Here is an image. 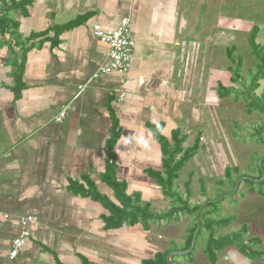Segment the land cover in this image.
<instances>
[{
	"label": "crops",
	"instance_id": "obj_1",
	"mask_svg": "<svg viewBox=\"0 0 264 264\" xmlns=\"http://www.w3.org/2000/svg\"><path fill=\"white\" fill-rule=\"evenodd\" d=\"M225 1L17 0L0 10V264H143L174 248L172 263L195 264L194 239L193 251H183L193 224L165 248L162 229L175 221L108 230L107 210L90 195L115 202L104 177L116 120L117 181L151 212L162 201L151 178L162 170L152 128L163 124L168 138L183 122L199 124L182 78L184 57L221 33ZM124 19L135 40L131 67L94 80L109 64V48L93 26L114 29ZM180 130L188 139V128ZM22 218H31L30 236L10 260ZM257 222L264 227V212ZM260 236L250 237L252 247L264 248ZM241 257L250 261L234 259Z\"/></svg>",
	"mask_w": 264,
	"mask_h": 264
},
{
	"label": "rangeland",
	"instance_id": "obj_2",
	"mask_svg": "<svg viewBox=\"0 0 264 264\" xmlns=\"http://www.w3.org/2000/svg\"><path fill=\"white\" fill-rule=\"evenodd\" d=\"M222 11L221 33L211 36V40L197 51L187 50L184 57L183 68H189L182 75L186 80L187 98L193 110L199 111L200 120L194 127L183 122L181 128L186 127L190 131L185 147L191 146L198 135L200 147L195 157L179 172L173 189L191 208L217 203V215H212L213 219L232 218L229 227L215 231L217 237L242 233L244 241L250 244V237L261 233L259 240L264 245V227L257 222L264 212V184L252 186L241 183L246 178L256 182L260 174L262 178L259 181L264 180V164L261 166L264 158V131H261L264 130V114L258 111L248 113L244 100L236 98L237 93L249 88L257 71L258 64L252 56L248 39L256 27L255 42L264 46V0H226ZM229 51L234 62L228 58ZM236 70L238 79L234 74ZM217 84L232 89L233 94L217 99ZM253 94L264 106V80L258 82ZM185 116H188V109L183 111ZM235 180L237 189L233 188ZM171 207V201L163 198L154 205L153 213L161 215ZM172 221L179 222L162 229V246L165 248L169 241L179 243L178 239L186 236V230L195 223L193 217H181L180 214ZM206 238L207 235L202 233L196 241L191 255L195 264H211L203 253ZM252 246L247 249L250 261L241 257V262L237 263L235 259L242 254L237 248H226L216 252V264H264V258L251 259L256 251L264 256V248Z\"/></svg>",
	"mask_w": 264,
	"mask_h": 264
},
{
	"label": "trees",
	"instance_id": "obj_3",
	"mask_svg": "<svg viewBox=\"0 0 264 264\" xmlns=\"http://www.w3.org/2000/svg\"><path fill=\"white\" fill-rule=\"evenodd\" d=\"M257 34L258 28L254 27L250 32V36L248 39V45L250 47L252 56L258 64L257 71L255 76L251 79L249 88L245 89V91L242 93H237L236 98L238 99V97H241L244 100L247 105L248 113L258 111L264 114V106L259 104L260 99L256 98L253 94V92L258 88V82L260 80H264V46L261 47L256 44L255 40ZM228 58L230 59V61L234 62L230 51L228 52ZM234 74L236 76V79H238V70H236ZM16 83L17 85L15 88V93L16 95H19L21 88L19 85L20 81L18 76L16 78ZM217 89V99L219 100L233 94L232 89L225 88L221 84H217ZM163 129V124L152 128L153 138L161 146L162 170L160 172L151 173V178L160 188L162 197L171 201L173 207H171L167 211V213L161 215L153 213L150 211V204L146 203L142 205L141 197L139 195H128L126 192V185L117 181L115 146L120 137V132L118 130L117 122L116 120H114L111 130V137L106 144V172L104 179L108 187L111 188L114 193L115 202L109 201L107 198L102 197L97 193L90 195L93 201L101 203L108 212V216L104 218L105 228L108 230H118L124 226L133 227L138 224H147L150 221L155 220L169 222L179 214L191 217L194 216L195 223L191 228V233L189 234L183 251H187L190 249L194 234L196 243L200 235L202 233H205L207 235V238L204 247V254L211 264L217 263L216 252H219L220 250L226 248H237L242 255L247 257V249L252 245V243L249 244L244 241V234L241 233L232 236L217 237L215 232L216 229L226 227L231 222L230 218H212V215H217V203L210 202L205 205L202 204L191 208L189 204L187 202H184L177 194V192H175V190L173 189L175 181L178 179L179 172L182 170L185 164L192 160L197 154L200 147V136L198 135L194 139L190 147L184 148L187 136L182 135L180 129L173 130L168 138H165L162 135ZM263 164L264 158L261 159V166ZM261 178L262 174L258 176L256 182H253L246 178L242 180L241 183L252 186L258 184L259 186H261L264 184V180L259 181ZM236 180L234 181L233 188H235ZM83 195L89 196L87 192L83 193ZM207 210L211 211L207 212ZM198 213L199 215L196 219ZM194 249L195 247L193 248V250ZM175 251H177L176 248L157 252L153 258L145 260L143 264H169L167 261V257L169 254ZM259 257L261 256L254 253L253 258ZM83 264L91 263H89L88 261H83Z\"/></svg>",
	"mask_w": 264,
	"mask_h": 264
},
{
	"label": "built area",
	"instance_id": "obj_4",
	"mask_svg": "<svg viewBox=\"0 0 264 264\" xmlns=\"http://www.w3.org/2000/svg\"><path fill=\"white\" fill-rule=\"evenodd\" d=\"M15 1L17 0H0V10L10 6ZM92 30L94 37L105 43L109 48V64L102 67L93 76V79L96 80L100 78L101 75L111 72L126 74L131 67V60L135 48L131 22L124 19L114 29H103L99 25H94ZM124 98L125 94L122 93L118 101H123ZM64 116L65 113H61L56 121L60 122ZM30 221L31 218H22L20 220L21 230L11 244L8 254L10 260H14L18 257L20 251L29 239L30 233L27 227Z\"/></svg>",
	"mask_w": 264,
	"mask_h": 264
},
{
	"label": "water",
	"instance_id": "obj_5",
	"mask_svg": "<svg viewBox=\"0 0 264 264\" xmlns=\"http://www.w3.org/2000/svg\"><path fill=\"white\" fill-rule=\"evenodd\" d=\"M239 182H240V181H239ZM239 182L237 183V185L239 184ZM235 189H237V186H236ZM193 246H194V242H193L192 247L190 248V250H192ZM175 254H176V253H171V254L168 255V257H167V261H168L169 264H174V263L171 262V257H173V255H175ZM178 254H179V255H182V254H184V252H179Z\"/></svg>",
	"mask_w": 264,
	"mask_h": 264
}]
</instances>
